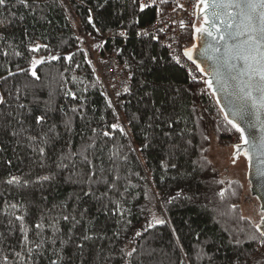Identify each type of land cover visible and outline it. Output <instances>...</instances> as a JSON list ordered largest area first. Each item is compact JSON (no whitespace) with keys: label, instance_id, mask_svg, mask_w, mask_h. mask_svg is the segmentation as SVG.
Listing matches in <instances>:
<instances>
[{"label":"trees","instance_id":"obj_1","mask_svg":"<svg viewBox=\"0 0 264 264\" xmlns=\"http://www.w3.org/2000/svg\"><path fill=\"white\" fill-rule=\"evenodd\" d=\"M141 4L0 6V264H127L132 248L131 264H264L254 227L261 203L249 185L259 214H246L243 181L223 177L209 156L212 136L226 144L239 132L201 76L193 79L163 34L149 30L176 0ZM195 25L184 22L182 46ZM109 57L126 82L115 97L114 81L94 64ZM117 123L127 135L110 127ZM154 216L166 222L149 228Z\"/></svg>","mask_w":264,"mask_h":264},{"label":"snow or ice","instance_id":"obj_2","mask_svg":"<svg viewBox=\"0 0 264 264\" xmlns=\"http://www.w3.org/2000/svg\"><path fill=\"white\" fill-rule=\"evenodd\" d=\"M161 2H164V0H161ZM20 3L24 4L25 7L28 6L27 0H20ZM5 4L6 0H0V6ZM201 5H203V7H201ZM146 7H148V5L142 3L140 5V10L143 11ZM180 7L182 8L183 6L180 5ZM196 7L200 13L204 14V25H207V27L202 25L201 27L195 28V31L201 34V36L207 35L218 38L219 41L224 42L223 51H221L220 47L212 45H209V48H211L214 54L212 58L216 61L217 65H223L229 69L230 79L236 82V88L241 98L245 101L244 105L236 109L235 114L242 115L246 111L247 104L250 102L251 106L256 110V115L259 116L261 112H264V0H198ZM181 25L183 26V21H181ZM213 29L215 31H213ZM120 35L123 36L125 33L121 32ZM30 50L39 51V46ZM205 51L207 52V49ZM192 52L193 49H185L183 55L187 57L188 60L196 63L195 60H193ZM5 55H7V53H5ZM58 58L59 57L56 56L51 57L53 60ZM67 59L70 60L71 56L67 57ZM175 59L177 63L180 62L179 57ZM41 63H44L43 59L32 61L31 75L36 79H39V77L35 71V66ZM196 67L198 71L204 73L205 70L200 67L199 64H196ZM212 74L216 77L217 82L221 84V87L228 86L218 68ZM193 79H195V77H193ZM205 83L209 88L213 87V81L211 79L205 81ZM125 91H127V89H125ZM72 95L75 96L74 93H72ZM3 103H5L4 98L0 95V104ZM109 104H111L110 101ZM21 107H23V105H21ZM73 111H75V109ZM227 118L228 114L226 113L225 119ZM44 119L43 116L37 117V122H43ZM228 123L241 134L243 143L248 144L249 140L244 135V129L234 120H228ZM110 127L124 133V127L118 123ZM124 134L127 135L126 133ZM11 135L17 136L18 133L13 131ZM102 135L108 137L110 133L104 131ZM29 139L35 140L36 137H29ZM235 147L237 152H239L240 146L236 145ZM39 151L41 154L44 153L43 148H40ZM84 159L87 161L86 156ZM61 166L67 167V165ZM173 167H175V165H173ZM90 174L95 175L94 172ZM261 175L264 176V173H261ZM43 179H50V177H44ZM116 179L118 180L119 177L117 176ZM14 182L19 183V178L12 177L11 180L8 181V183ZM27 183L28 182L25 181V184ZM221 183L223 182L221 181ZM219 195L223 197L224 193L220 192ZM11 207L15 209L16 205H11ZM5 215H7L6 212ZM15 219L21 222V230L25 232L24 240L27 242L28 229L24 226V216H16ZM64 219L67 220L68 217L65 216ZM165 222L164 219H159L154 216L153 223L149 224L148 227H155L157 224H164ZM129 223L131 222L129 221ZM8 224L11 225L12 221L9 220ZM261 225H264V217H262L259 224L254 225L260 237L264 238V230H262ZM35 228L39 230L41 224L37 223ZM146 230L147 229H145V231ZM37 235H39V232ZM135 235L141 236L143 233L137 231ZM2 236L3 233H0V237ZM255 238L256 237H253V239ZM261 243H264V239L261 240ZM40 246L41 244H37V248ZM27 251L31 253L33 250L32 248H28ZM136 251V248H132L126 253V257L129 258L127 264H131L130 258ZM19 255L20 254L17 253V256ZM6 259L7 258H5V260ZM53 264H56V262L53 261Z\"/></svg>","mask_w":264,"mask_h":264},{"label":"water","instance_id":"obj_3","mask_svg":"<svg viewBox=\"0 0 264 264\" xmlns=\"http://www.w3.org/2000/svg\"><path fill=\"white\" fill-rule=\"evenodd\" d=\"M201 7H203V5H201ZM203 15L204 14L200 13L196 7V16L203 17ZM202 25L207 27V25H204V20ZM195 28L193 31L194 36L196 32ZM213 31L215 30L213 29ZM205 40L206 43L202 46V52L198 53V56L192 53L193 60L196 62L194 64H199L200 67L205 70L204 73L199 71L200 74L205 76V81L209 79L213 81L212 88H209L208 85L206 83L205 84L212 93L224 116L226 113L228 114L227 120H234L240 125L241 128L244 129V135L248 138L249 143H243L241 134L239 133L240 141L235 143L233 146V161H236L241 155L246 158L248 165L247 179L250 183L252 192L256 195L259 202L261 203V208L264 213V176L261 175V173H264V112H261L259 116H257L256 110L249 102L247 104L246 111L242 115L235 114L236 109L244 105L245 101L241 98L238 89L236 88V82L230 79L229 69L223 65H217L216 61L212 58L214 54L212 53L211 48H209V45H212L220 47L221 51H223L224 42L219 41L218 38L214 37H206ZM193 45L189 48L191 49ZM206 49L207 52L205 51ZM217 68L227 82V87H221V84L217 82L216 77L212 74L215 70H217ZM236 145L240 146L239 152H237L235 147ZM261 228L264 230V225H261Z\"/></svg>","mask_w":264,"mask_h":264},{"label":"built area","instance_id":"obj_4","mask_svg":"<svg viewBox=\"0 0 264 264\" xmlns=\"http://www.w3.org/2000/svg\"><path fill=\"white\" fill-rule=\"evenodd\" d=\"M145 5H152L161 0H140ZM177 7L169 14H162L160 18L154 20L149 25V30L159 31L163 34V43L170 49L171 56L174 60L176 57L180 58V64L188 71L190 76L198 77L199 73L197 68L183 55L182 51V25L181 21L194 22L196 18V4L198 0H187L182 4L180 0H176ZM180 5L183 7L181 8ZM162 29V31H161ZM105 69L103 70L102 77L114 81L115 89L113 97L120 91L125 89V79L121 69L114 63V59L109 57L105 62H101ZM100 69V66L98 67ZM101 70V69H100ZM239 134H234L230 139L231 143H236L239 140ZM229 139V140H230Z\"/></svg>","mask_w":264,"mask_h":264},{"label":"rangeland","instance_id":"obj_5","mask_svg":"<svg viewBox=\"0 0 264 264\" xmlns=\"http://www.w3.org/2000/svg\"><path fill=\"white\" fill-rule=\"evenodd\" d=\"M180 1L183 4L187 0H180ZM174 9L171 10V12H173ZM41 59L42 57L38 56L35 60H41ZM101 62L102 61H99V63L96 64L97 62L94 61V64L95 66H97V68L100 66L101 73L102 75H104L103 70L105 69V67ZM212 138L213 139L211 141L210 148H209L210 159L218 167L223 177L241 178L245 186V197L243 199V202H241V206L246 214H250V215L252 214V216L253 215L256 216L257 214H259L258 213L259 202L257 198L251 194V191L249 189L250 183L247 179V168H248L247 166L248 165H247L246 158L243 155H241L236 161H233L234 159L233 146L234 145L233 143H231L232 139L225 140L226 144H223V143L221 144L218 142L215 136H212Z\"/></svg>","mask_w":264,"mask_h":264},{"label":"flooded vegetation","instance_id":"obj_6","mask_svg":"<svg viewBox=\"0 0 264 264\" xmlns=\"http://www.w3.org/2000/svg\"><path fill=\"white\" fill-rule=\"evenodd\" d=\"M202 24H203V17L197 18L195 27L196 28L201 27ZM206 37H210V36H207V35L201 36V34L195 32V36L193 35L192 41L185 44V49H188L190 46H192L194 44L193 47L191 48V49H193L192 53L194 55L198 56L199 55L198 53L202 52L201 51L202 46L206 43V40H205ZM208 41H209V39H208Z\"/></svg>","mask_w":264,"mask_h":264},{"label":"crops","instance_id":"obj_7","mask_svg":"<svg viewBox=\"0 0 264 264\" xmlns=\"http://www.w3.org/2000/svg\"><path fill=\"white\" fill-rule=\"evenodd\" d=\"M0 95H2V94H1V89H0Z\"/></svg>","mask_w":264,"mask_h":264},{"label":"bare ground","instance_id":"obj_8","mask_svg":"<svg viewBox=\"0 0 264 264\" xmlns=\"http://www.w3.org/2000/svg\"><path fill=\"white\" fill-rule=\"evenodd\" d=\"M166 5V4H165ZM169 5V4H168ZM171 7V6H170ZM168 9V8H167ZM190 36V35H189ZM129 82V81H128Z\"/></svg>","mask_w":264,"mask_h":264}]
</instances>
